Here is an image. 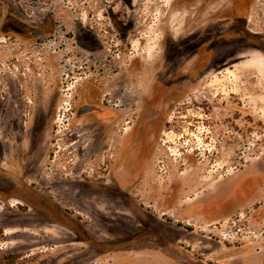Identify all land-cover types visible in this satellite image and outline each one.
I'll use <instances>...</instances> for the list:
<instances>
[{
  "label": "rangeland",
  "instance_id": "374dc122",
  "mask_svg": "<svg viewBox=\"0 0 264 264\" xmlns=\"http://www.w3.org/2000/svg\"><path fill=\"white\" fill-rule=\"evenodd\" d=\"M38 5L68 24L72 11L96 21L107 47L124 21L128 49L113 53L116 69L104 54L74 80L93 56H59L60 71L41 75L24 52L15 67L4 57L0 83L16 91L68 87L54 123L33 122L47 108L30 93L0 109V264H264V77L246 66L264 56V0H0V19ZM146 67L151 93L126 92ZM76 87L104 96L80 121ZM16 148L42 160L13 161Z\"/></svg>",
  "mask_w": 264,
  "mask_h": 264
},
{
  "label": "flooded vegetation",
  "instance_id": "af4514ba",
  "mask_svg": "<svg viewBox=\"0 0 264 264\" xmlns=\"http://www.w3.org/2000/svg\"><path fill=\"white\" fill-rule=\"evenodd\" d=\"M33 8H35V10H25L22 18H15L11 13H7L4 19H0V73L4 72L5 74V71L2 68V66L5 65L4 57H6L9 63L15 67L16 60H19L18 55H21L23 52L26 56L25 58L34 63L32 68L38 75H41V73L36 70H42L43 73L49 70L53 73H58L60 71L59 67L61 66L57 61L59 56H65L70 53L72 57L76 59L75 62L82 61L87 56H93L95 61H92L91 64L80 65L77 66L76 69H71V72L73 73L71 79L74 80L77 78L76 75H86L87 72L96 70V63L99 59H101L102 55H106L105 58L108 61L107 65L112 67V69H116L117 62L112 60V58H114L113 53L119 50L120 52L126 54L128 47L125 41L127 36L125 31L126 24L124 21H116L115 23L117 34L120 36V42L110 44V46L107 47L104 44L102 45V42L98 37H96L98 33L94 30L93 22H97L78 20L80 12L72 11L71 15H73L74 20L68 24L66 20L61 21L53 19L52 14L43 13L46 9H48L47 7L38 5L33 6ZM34 12H36L35 16L39 19L30 18L33 17ZM60 32L64 34V40L57 39L58 36H60ZM240 32L245 33L246 31L242 29ZM5 36H7V38ZM113 40L114 38H111V41ZM46 42L50 43V51L45 49ZM53 45H55L58 50H56V48L51 49ZM254 48L261 49V46L257 42H253L251 43V46L250 44L247 46V49ZM63 49L67 50L66 53H62ZM34 50L38 51L35 53L33 52ZM36 54L42 56L37 57ZM31 57L34 59L32 60ZM87 62L88 61H84V63ZM24 68L26 69V67ZM27 68L30 70V67ZM2 78L4 79L3 75ZM4 81L7 82V80ZM35 82L36 81L31 84L32 86L26 85L25 88L21 90L18 89L17 91L14 90L13 86L10 87L9 85H5L3 82L0 83V109L6 108V106L14 103L15 100H17V102H19L22 106L33 103V100H31L28 95V93H30L31 97L34 98L35 106L41 105L47 108L45 115L38 116L35 113L32 116L33 122L35 123L38 119H40V121L44 124L54 123L57 120V111L61 106V103L65 102L63 98L66 95L63 94V90L67 84H63L62 81H57L56 78L54 79V82L49 85H45L43 83L36 84ZM47 91L48 94H46ZM71 98L76 99V102L78 101V103L75 102L77 109L76 115L74 116V119L78 121L85 118L86 115L90 113V111L86 110L87 107H92L91 111L93 112L95 111L93 107L100 108L104 105V96L102 97L100 94L97 97L98 102H89L86 98V93L81 92L79 87L75 88V94ZM1 113L3 112L0 111V114ZM26 118H29V116L23 114V117H20L19 119L26 123ZM1 119H5L3 115H0V120ZM11 119L14 120V118ZM11 119L9 118L7 121L11 122ZM7 129H9L8 126L6 127V130ZM21 130L24 131L23 128H21ZM8 134L9 130L6 132V137L4 139H0V163L3 162V158L7 156L5 147L6 144L4 141H9ZM86 138L84 139L81 137L79 142L82 143L80 144H83L84 140H87ZM84 149L86 151V155L91 156L96 149L94 140L89 141L85 145ZM15 150L16 154L12 156L14 159L13 161H22L23 163L32 162V164L36 166V164H39L42 160V157L35 156V149L28 148L27 153H25V151L21 148H16ZM52 152L53 150H50L48 157L51 156ZM36 171L37 168L35 167L29 174H35Z\"/></svg>",
  "mask_w": 264,
  "mask_h": 264
},
{
  "label": "clouds",
  "instance_id": "9594fccd",
  "mask_svg": "<svg viewBox=\"0 0 264 264\" xmlns=\"http://www.w3.org/2000/svg\"><path fill=\"white\" fill-rule=\"evenodd\" d=\"M154 82V74L150 68L146 67L142 73L133 77L132 82L126 88V92L131 95L147 96L151 93Z\"/></svg>",
  "mask_w": 264,
  "mask_h": 264
},
{
  "label": "bare ground",
  "instance_id": "6f19581e",
  "mask_svg": "<svg viewBox=\"0 0 264 264\" xmlns=\"http://www.w3.org/2000/svg\"><path fill=\"white\" fill-rule=\"evenodd\" d=\"M246 66L254 68L261 76L264 77V56L254 55L247 60ZM13 231H8L7 234H11Z\"/></svg>",
  "mask_w": 264,
  "mask_h": 264
},
{
  "label": "trees",
  "instance_id": "16d2710c",
  "mask_svg": "<svg viewBox=\"0 0 264 264\" xmlns=\"http://www.w3.org/2000/svg\"><path fill=\"white\" fill-rule=\"evenodd\" d=\"M2 234H3V231H2V229H0V238L2 237ZM0 262H1V260H0Z\"/></svg>",
  "mask_w": 264,
  "mask_h": 264
}]
</instances>
